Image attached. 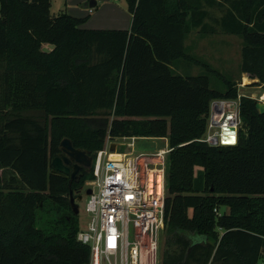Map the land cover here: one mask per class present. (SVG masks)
Segmentation results:
<instances>
[{"label": "trees", "instance_id": "trees-1", "mask_svg": "<svg viewBox=\"0 0 264 264\" xmlns=\"http://www.w3.org/2000/svg\"><path fill=\"white\" fill-rule=\"evenodd\" d=\"M124 1L119 30L82 28L52 0H0V264L88 261L50 160L63 138L93 156L107 136L167 140L161 264H264V113L241 95L237 143L202 141L210 102L237 98V81L186 44L240 37L238 76L264 91V0Z\"/></svg>", "mask_w": 264, "mask_h": 264}, {"label": "built area", "instance_id": "built-area-1", "mask_svg": "<svg viewBox=\"0 0 264 264\" xmlns=\"http://www.w3.org/2000/svg\"><path fill=\"white\" fill-rule=\"evenodd\" d=\"M210 102L209 145H235L241 119L239 97ZM135 136H107L92 156L91 189L77 240L89 247L85 264H161L160 241L166 225L165 161L169 147L138 152ZM110 143L114 149H110ZM122 147H125L122 149Z\"/></svg>", "mask_w": 264, "mask_h": 264}, {"label": "rangeland", "instance_id": "rangeland-1", "mask_svg": "<svg viewBox=\"0 0 264 264\" xmlns=\"http://www.w3.org/2000/svg\"><path fill=\"white\" fill-rule=\"evenodd\" d=\"M117 3H125L124 0H115ZM60 0H53L51 5V11L57 12V5ZM211 15L218 16L219 12L215 9H210ZM211 24L213 22L209 21ZM242 39L236 35L224 34L221 32L207 34L204 37H200L197 31H192L186 40V44L191 46V50L196 55L204 58L208 61L214 68L219 69L221 71L225 70L230 72L237 81V88L239 95L249 96L255 100H261L264 102V91L261 89L260 85H255L253 82L255 79L251 80L247 77L246 74L242 76H238V66L241 59L240 48H241ZM52 46L49 43H44V49H50ZM200 70V67L194 65L191 69L193 74L197 73ZM100 118V117H98ZM242 122L240 123V126ZM116 138V137H115ZM115 138H112L114 140ZM107 139L105 140V143ZM135 150L138 152H156L160 148H167L168 143L165 138H157V137H141L134 140ZM125 147H122L124 149ZM86 186H84L85 189ZM77 191L74 192L75 195H81L82 199L80 201L76 200L78 203L79 212H78V221L79 226L82 228L86 222V213L84 211L85 202L87 199V195L83 193L76 194ZM221 210H226L225 207L221 208ZM166 228V226H165ZM164 239H165V229L162 233L161 241H160V253H162L164 248ZM264 256V254H263Z\"/></svg>", "mask_w": 264, "mask_h": 264}, {"label": "crops", "instance_id": "crops-1", "mask_svg": "<svg viewBox=\"0 0 264 264\" xmlns=\"http://www.w3.org/2000/svg\"><path fill=\"white\" fill-rule=\"evenodd\" d=\"M89 1L91 0H60L57 11L64 9L69 15L84 18L80 24L82 28L129 29L131 14L127 10L126 3L119 4L115 0H93L95 5L90 8L88 7ZM137 138L141 137H134V140Z\"/></svg>", "mask_w": 264, "mask_h": 264}, {"label": "water", "instance_id": "water-1", "mask_svg": "<svg viewBox=\"0 0 264 264\" xmlns=\"http://www.w3.org/2000/svg\"><path fill=\"white\" fill-rule=\"evenodd\" d=\"M95 1H89L88 7H93ZM255 107L260 113H264V102L261 100H255ZM59 153L51 158L50 165L52 166V171L60 173L68 177V195L69 204L71 206L72 212L78 214L79 207L78 203L75 202L74 191L71 188L72 182H79L81 180L82 174L80 173L81 168H86L88 171L91 168L92 156L89 151L80 148H75L71 140L68 138L61 139L59 143ZM110 149H114V144L110 145ZM91 193L90 188L85 189V194ZM77 201L81 200V195L76 197Z\"/></svg>", "mask_w": 264, "mask_h": 264}, {"label": "flooded vegetation", "instance_id": "flooded-vegetation-1", "mask_svg": "<svg viewBox=\"0 0 264 264\" xmlns=\"http://www.w3.org/2000/svg\"><path fill=\"white\" fill-rule=\"evenodd\" d=\"M90 171V170H89ZM86 168H81L80 169V173L82 174V176L84 177L85 176V174H87L88 172H89ZM82 178V177H81ZM85 181H87V180H85ZM84 186H85V182L78 188V189H76L77 190V193L76 194H78V193H83V194H85V189H86V187H85V189H84ZM75 190V191H76ZM80 195V194H79ZM78 195H76V197H77ZM81 199H82V196H81Z\"/></svg>", "mask_w": 264, "mask_h": 264}]
</instances>
